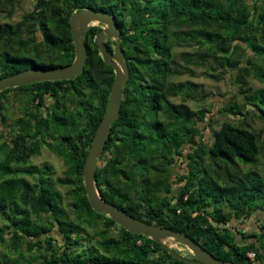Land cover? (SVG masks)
Masks as SVG:
<instances>
[{"label":"trees","instance_id":"1","mask_svg":"<svg viewBox=\"0 0 264 264\" xmlns=\"http://www.w3.org/2000/svg\"><path fill=\"white\" fill-rule=\"evenodd\" d=\"M13 2L0 0V15ZM90 8L116 15L129 70L96 168L101 198L140 223L184 233L221 261L252 264L253 252L264 264V129L252 125L264 123V87L250 81L264 86V0H33L19 23L0 21V79L70 65L76 50L69 20ZM101 30L98 24L85 34L79 76L0 92V244L17 256L1 264H190L89 204L83 166L115 79L95 43ZM116 43L106 42L111 53ZM186 43L200 50L183 55L187 65L212 78L214 64L234 74L221 117L212 108L193 112L187 102L208 96L190 81H172L179 73L174 49ZM10 94L26 102L13 125L4 115ZM44 147L64 160V178L30 162ZM178 168L184 174L175 193ZM58 186L67 190V208ZM253 221L259 231L246 230ZM90 229L99 232L98 246L86 248Z\"/></svg>","mask_w":264,"mask_h":264},{"label":"water","instance_id":"2","mask_svg":"<svg viewBox=\"0 0 264 264\" xmlns=\"http://www.w3.org/2000/svg\"><path fill=\"white\" fill-rule=\"evenodd\" d=\"M73 43L75 45V60L66 66L52 69L34 67L24 72L0 79V92L7 89H14L44 81H68L79 76L84 70L87 61V47L84 37L88 29L95 24H101L102 30L95 38L100 56L104 62L113 67L115 79L109 96L108 109L105 117L93 139L91 148L83 166L84 186L87 198L92 209L111 218L127 231L143 235L165 246L171 254L178 259L190 264H234L217 259L198 246L190 237L184 233L174 231L161 226L149 225L138 222L123 209L105 202L96 187V168L104 152L107 138L112 125L118 119L123 98V87L129 78V70L125 62V54L122 50V31L119 27L117 17L104 11L84 9L75 12L70 20ZM108 40L117 41L114 52L111 53L106 45ZM172 239L185 245L196 257V260H189L176 254L170 247L163 243V240ZM68 264H116L105 262H86Z\"/></svg>","mask_w":264,"mask_h":264},{"label":"rangeland","instance_id":"3","mask_svg":"<svg viewBox=\"0 0 264 264\" xmlns=\"http://www.w3.org/2000/svg\"><path fill=\"white\" fill-rule=\"evenodd\" d=\"M33 7V0H14L12 8L9 6L6 7L3 13L0 15V21L4 23L17 24L22 20V17ZM11 11V14H9ZM97 25V24H95ZM94 25V26H95ZM114 41V40H113ZM200 50L197 48L195 44L189 45H178L174 49L175 60H176V69L179 73L172 77V81L176 84L183 83L186 81L192 82L198 90L199 95H207L208 97L203 100L198 101H189L187 105L193 112H196L200 109H213V114L217 113V117H221V107L226 104L228 99L231 98L232 93V81H234V74H227L224 76L223 70L217 65L214 64L215 73L214 78L210 77L208 73H206L204 68L189 66L183 61V55L186 53H199ZM251 84L254 88L264 87L262 84L257 82L254 79H251ZM177 103H181L179 98L173 99ZM25 98L20 97V95H8L7 108L4 112L7 125H13L14 122L23 117L25 114ZM253 127L257 132H260L264 129V123L255 120L252 123ZM4 133L8 130V127H4ZM259 170L264 174V156L260 159ZM32 164L42 167L45 164L50 165L53 168L54 178H64L67 167L65 165L64 160L58 157L53 151L49 150L47 147H44L39 156H34L31 161ZM172 185L175 188V193H179V189L181 187V181L179 180V176L184 174V169H175L172 170ZM175 175V176H174ZM30 179V178H29ZM58 190H60L63 196L66 198L64 203L65 207L71 203L66 196L67 190L58 186ZM3 226V222H0V227ZM246 227V226H245ZM246 230L250 232L259 231V228L255 225L254 221L247 224ZM92 235L94 236L93 240H87L89 237H86V240L83 241L84 246L88 248L97 247L99 240V232H96L94 229H90ZM117 233V232H116ZM172 250L177 251L184 257H192L193 253L183 244L179 243L176 240H172V246H168ZM24 253L26 257H29L31 254H27L24 249ZM17 256L9 255L7 251V244H0V262L7 260L11 263V261L15 260ZM1 264V263H0Z\"/></svg>","mask_w":264,"mask_h":264},{"label":"built area","instance_id":"4","mask_svg":"<svg viewBox=\"0 0 264 264\" xmlns=\"http://www.w3.org/2000/svg\"><path fill=\"white\" fill-rule=\"evenodd\" d=\"M248 257L251 259V261L253 262L252 264H256V256L253 252L248 253Z\"/></svg>","mask_w":264,"mask_h":264},{"label":"bare ground","instance_id":"5","mask_svg":"<svg viewBox=\"0 0 264 264\" xmlns=\"http://www.w3.org/2000/svg\"><path fill=\"white\" fill-rule=\"evenodd\" d=\"M163 243L167 246H172V239L163 240Z\"/></svg>","mask_w":264,"mask_h":264},{"label":"flooded vegetation","instance_id":"6","mask_svg":"<svg viewBox=\"0 0 264 264\" xmlns=\"http://www.w3.org/2000/svg\"><path fill=\"white\" fill-rule=\"evenodd\" d=\"M113 53V52H112ZM50 150V149H49ZM99 165V163H98ZM180 243V242H179ZM174 251V250H173ZM180 255V254H179ZM182 256V255H181ZM185 258V257H184ZM190 259L189 260H196V257L193 255L192 257H189Z\"/></svg>","mask_w":264,"mask_h":264}]
</instances>
